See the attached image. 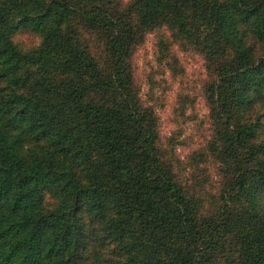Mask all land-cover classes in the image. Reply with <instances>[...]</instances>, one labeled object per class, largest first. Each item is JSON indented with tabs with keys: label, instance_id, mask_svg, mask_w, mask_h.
<instances>
[{
	"label": "trees",
	"instance_id": "trees-1",
	"mask_svg": "<svg viewBox=\"0 0 264 264\" xmlns=\"http://www.w3.org/2000/svg\"><path fill=\"white\" fill-rule=\"evenodd\" d=\"M162 25L212 76L216 215L162 161L134 92L132 51ZM19 28L36 45L21 50ZM103 255L264 264V0H0V264Z\"/></svg>",
	"mask_w": 264,
	"mask_h": 264
},
{
	"label": "rangeland",
	"instance_id": "rangeland-1",
	"mask_svg": "<svg viewBox=\"0 0 264 264\" xmlns=\"http://www.w3.org/2000/svg\"><path fill=\"white\" fill-rule=\"evenodd\" d=\"M126 5L129 0H120ZM21 50L38 42L27 28L13 33ZM86 40L92 39L86 35ZM131 78L139 103L152 113L156 145L175 180L194 198L203 215H216L222 167L215 153L220 120L207 98L212 76L202 53L185 46L162 25L144 34L130 58ZM105 254L104 252H100ZM105 256L99 261L104 264ZM86 258L83 264H95Z\"/></svg>",
	"mask_w": 264,
	"mask_h": 264
}]
</instances>
